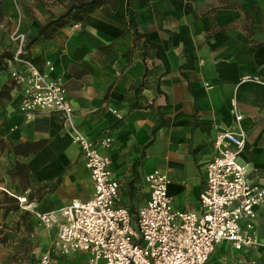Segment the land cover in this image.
I'll use <instances>...</instances> for the list:
<instances>
[{"label": "crops", "instance_id": "obj_1", "mask_svg": "<svg viewBox=\"0 0 264 264\" xmlns=\"http://www.w3.org/2000/svg\"><path fill=\"white\" fill-rule=\"evenodd\" d=\"M72 0H0V50L18 16L28 55L66 88L79 131L105 132L99 150L110 158L120 203L135 211L149 197L143 174L169 177L176 207L200 209L198 194L221 130H245L239 159L249 181L264 185V0H107L79 21L38 35L40 24ZM0 264H85L87 253L53 250L57 224L34 213L58 210L92 196L93 182L60 109L27 119L19 111L21 87L0 69ZM235 104L242 114L237 122ZM109 107H114L121 117ZM44 140L36 151L13 146ZM25 196L29 207L17 196ZM255 244H216L205 264H264V201L256 206Z\"/></svg>", "mask_w": 264, "mask_h": 264}, {"label": "built area", "instance_id": "obj_2", "mask_svg": "<svg viewBox=\"0 0 264 264\" xmlns=\"http://www.w3.org/2000/svg\"><path fill=\"white\" fill-rule=\"evenodd\" d=\"M20 24L18 16L8 31L15 47L6 59L11 79L22 90L19 111L31 119L48 109L62 110L93 182L92 196L87 199L75 198L56 211L34 209L43 225L57 224L53 250L63 254L85 251V264H205L222 240L237 249L255 244L256 206L264 201V185L247 179L246 166L239 159L245 143L243 128L238 125L215 134L214 151L198 194V211L174 205L169 177L156 167L143 174L149 197L133 212L119 202V182L109 168L110 158L99 150L112 137L105 132L89 138L79 131L66 88L50 75V60L40 68L29 57L28 37ZM5 27L0 22V28ZM242 79L264 83L258 74H245ZM109 109L121 117L116 108ZM231 111L238 122L242 114L235 104ZM17 198L29 207L25 196ZM49 262L50 251H46L40 263Z\"/></svg>", "mask_w": 264, "mask_h": 264}, {"label": "trees", "instance_id": "obj_3", "mask_svg": "<svg viewBox=\"0 0 264 264\" xmlns=\"http://www.w3.org/2000/svg\"><path fill=\"white\" fill-rule=\"evenodd\" d=\"M105 1L107 0H72L61 13L48 18L40 24L38 35H42L43 37L51 36L58 27L81 20L86 12ZM11 57L12 51L7 49L0 50V69H6L8 67L6 59ZM2 91L3 89L0 90V92ZM43 143L44 140L25 141L15 144L13 148L16 152L27 153L36 151Z\"/></svg>", "mask_w": 264, "mask_h": 264}, {"label": "rangeland", "instance_id": "obj_4", "mask_svg": "<svg viewBox=\"0 0 264 264\" xmlns=\"http://www.w3.org/2000/svg\"><path fill=\"white\" fill-rule=\"evenodd\" d=\"M232 245V244H231Z\"/></svg>", "mask_w": 264, "mask_h": 264}]
</instances>
